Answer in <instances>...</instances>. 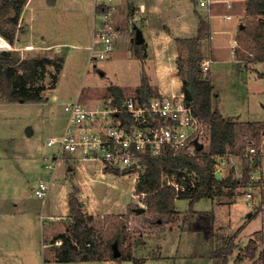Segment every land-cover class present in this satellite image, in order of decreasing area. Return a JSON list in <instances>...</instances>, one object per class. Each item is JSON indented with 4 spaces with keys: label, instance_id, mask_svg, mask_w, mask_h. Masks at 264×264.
<instances>
[{
    "label": "rangeland",
    "instance_id": "1",
    "mask_svg": "<svg viewBox=\"0 0 264 264\" xmlns=\"http://www.w3.org/2000/svg\"><path fill=\"white\" fill-rule=\"evenodd\" d=\"M87 1L86 3L90 5L93 0ZM101 1L103 0H97L96 4ZM116 1L110 0L108 3H111L117 9ZM56 2L57 4L64 2L68 10L60 15L57 14V17H53L50 23L45 25L44 31L47 37L44 39L46 42L43 43H47L46 45L54 44L53 47H49V50L40 49V52L14 49L13 45H10L13 47L11 48L6 44V48H4L14 50L20 59L44 55L58 57L61 55L64 57L65 62L58 77L56 90L52 94H55L57 98L49 95V98H45V102L41 103L31 101L9 102L0 98V196L2 197L0 205L2 209L13 210L14 207L16 209L19 207L21 209L19 213L29 212L24 218L22 226L18 225L17 222L16 224L10 221L6 224L0 222V231H4L2 228H5L3 234H7L5 235L8 237L7 240L11 237L16 238L17 255L13 254L8 260L17 264H102L100 262L84 261L79 263L58 262L52 255V257H49L48 248L46 249V244L42 243L51 231L48 229L46 220L49 217L47 215L52 214L57 206L58 209L61 208L59 203L63 201L64 192L72 191L73 186H78L79 182L82 185V199L90 200V203H92L90 206L91 212L94 213L98 210L95 214L123 212V210H127L128 206L132 211L136 207H145L143 195H138L134 191L135 183L144 167H133L129 170L114 168L109 169V171L104 170L108 174L102 175L103 172L99 170L100 167L96 164L97 162L95 164L86 163V172L79 178L76 174H73V176L69 175L67 177L61 175L59 180H55L44 201L36 197L33 190L27 186V181L34 182L37 178L46 179L49 175L50 170L44 167L45 160H43V157L47 156L50 160L52 153L56 151L57 145L47 146L46 142L49 138L60 136L63 133L66 123L63 129L62 126L65 121L67 122V114L63 109V104L66 101L74 99L78 94L81 101L94 106L96 103H101L104 99L111 97L107 88L112 84L121 88L124 98L137 97L142 70L149 77L154 94L171 92V90H174L172 92L174 94L181 93L179 82L182 81V76L173 67L177 69L178 66L184 65V61L181 60L185 57L186 48L183 46L184 44L180 45L178 41L173 40L175 48H168L167 53L165 52L161 56L152 54L149 57L143 55L140 58L142 59L141 62L136 57L137 49L135 46L131 48V54L128 55L124 45L114 42L112 50L106 54L105 58L91 59L90 47L93 45L91 38L93 25H91V15L84 11V0H56ZM35 3L36 0L32 2L31 6H35ZM193 5L199 6L197 0H193ZM236 8L238 9L232 11L233 13L241 11L238 6ZM115 9L112 10L108 19L111 24L115 22ZM217 9L218 11H216L219 13L227 11L225 6ZM181 10L182 8L178 12ZM99 14L98 11L95 18L96 28L100 21ZM120 20L122 24L126 23L127 17L124 15L120 17ZM236 20V17L229 20H223L221 17H218L217 20L211 19L214 23L212 30H218L213 35L215 50L213 54H209L213 59L208 61V70H202L203 73L206 72L209 75L212 90L215 93L212 104L223 116L235 120L264 119V76L259 74L264 73V63L249 62L245 66L243 61L234 60V55L230 52V40L235 32L237 34L239 31ZM242 20H244V16L238 18V21L244 23ZM113 26L116 28L115 23ZM223 29L226 31H222ZM55 48L59 49L56 50ZM100 48V43H97L94 54ZM158 61L159 65L163 61H167L169 67L164 68L165 70L160 67L161 69L158 70L156 64ZM203 63L202 61V67ZM53 72L54 66H48L45 76L36 84L45 86L46 90H42L43 94L48 95L51 92L52 79L50 74ZM162 72L171 73L173 79L169 75L161 78L160 73ZM55 121L60 124L59 128L57 127L54 131ZM27 126L31 130L30 134L25 133ZM2 153L6 155L8 153V156L3 157ZM232 158V160H229V165L225 167V174L228 172L225 177L233 169L232 177L239 178L244 168H247L249 164L243 161L241 152ZM262 163L264 164V156ZM64 168L67 171L66 166ZM258 170L259 168L255 171L253 168L251 169L255 177ZM185 172L193 180L194 175L189 171L185 170ZM171 178H173V175H168V177L162 175L161 180L163 179L164 182L168 183L171 182ZM172 181L175 183L174 179ZM247 185L252 187L253 204L255 206L248 204L241 197L247 191ZM75 188L78 192L79 189ZM260 190V182H255L249 176L246 185L239 186L234 190L237 196L234 197L235 199L231 198L233 199L231 202H229L226 195L214 199L201 198L193 206L194 215L185 214L189 208L187 198L175 199V208L180 213L175 217L170 216V220L161 226L152 224L149 226L143 216H136L133 213L128 218L130 219L129 228L131 231H127V235L124 236L125 242L122 248L126 251V246L131 244L134 257L144 260L146 258L141 264H211L209 251L214 247H223L222 235L228 237L236 234L234 243L238 235L240 243L236 242L237 246L235 243L233 253L229 257L228 264H232L234 258L249 240L248 238L253 237L256 230L261 227V217L264 215V209L258 212L257 217L249 219L254 208L256 210L259 207ZM78 202L81 203V200H78ZM82 205L84 206V204L81 203L83 210ZM204 210L212 213L213 219L211 218L210 221L213 224L208 222L204 232L203 230L196 231L199 234L197 237L193 229L199 228L202 222L196 211ZM4 213H6V216L11 214L10 212ZM6 216H2L0 219L17 217ZM52 221L56 222L51 223L54 224L53 229H55L59 224L58 219L55 218ZM211 225H220L224 229L216 232L217 229L212 228ZM137 229H140L141 232ZM183 229L188 230L184 232ZM133 230L137 231L133 232ZM232 230L234 231L230 233ZM51 243L53 244L51 248H54L57 242L55 240ZM175 253L178 258L172 257ZM210 259L212 260V258ZM113 264H117V262H113ZM119 264H133V262L132 260H123ZM242 264L262 263L254 259H246Z\"/></svg>",
    "mask_w": 264,
    "mask_h": 264
},
{
    "label": "trees",
    "instance_id": "2",
    "mask_svg": "<svg viewBox=\"0 0 264 264\" xmlns=\"http://www.w3.org/2000/svg\"><path fill=\"white\" fill-rule=\"evenodd\" d=\"M25 1L0 0V36L10 45L14 41ZM245 3V15L242 20L244 23L238 28L239 31L235 37L237 44L234 48V57L243 61L246 66L249 62H264V0H246ZM96 8L99 13L107 9L104 4H97ZM198 22L194 36L175 39L186 48L185 57L181 60L184 61V65L178 66L177 72L182 76L181 91L185 102L191 104L195 113L205 118L209 124L211 131L208 147L203 152H198L196 156L167 149L160 156L142 159L144 170L138 176L134 191L138 195H143L145 211L137 213L128 206L123 213L104 214L103 225L98 229L90 225L92 217L86 216L83 212L81 203L77 200L78 192L73 187L68 197L72 224L67 227L66 233L54 238L56 241H61L54 247V257L58 262L113 260L119 264L123 260H132L133 264H140L143 259L132 255L131 244L126 246V251L122 248L125 242L124 236L127 235V231H130L128 230L130 215L134 213L136 216H143L149 226L163 225L170 220V216L175 217L180 213L175 208V199L187 198L189 208L184 213L194 215L193 206L201 198H213L223 194L233 195L235 188L246 185L251 166L244 168L239 178L232 177L231 170L226 177L218 179L215 175V160L227 152L232 154L243 152L248 144L259 147L264 121H236L223 116L213 106L212 100L215 93L212 91L209 75L206 72L203 73L200 49L201 39L209 33V24L201 16ZM135 47L136 57L142 58L144 43H135ZM140 60L142 62V59ZM62 64L61 56L20 59L12 49L0 50V98L9 102H41L42 90L45 86L36 84L45 76L47 67L54 66V72L50 74L52 86H54L58 81ZM144 72L142 70L136 94L140 101H146L148 97L154 95L149 77ZM259 74L264 76V73ZM107 90L116 103L124 98L121 88L117 85L112 84ZM254 163L256 164V161ZM185 170L194 175L193 180ZM105 171L109 169L105 168ZM162 175L167 177L173 175V178L167 183L161 180ZM177 182L182 183L184 189L177 187ZM259 182L261 186L259 207L256 210L254 208L249 219L257 217L258 212L264 209V180ZM225 187L228 190H225ZM197 213L204 227L208 226V222L212 223L211 212ZM137 230L141 232L140 229ZM235 237L236 234L223 237V247H214L209 251L212 264H228L235 247ZM114 242H117L120 250L116 258L112 255ZM246 259H254L264 264V215L260 229L249 238L232 264H242Z\"/></svg>",
    "mask_w": 264,
    "mask_h": 264
},
{
    "label": "crops",
    "instance_id": "3",
    "mask_svg": "<svg viewBox=\"0 0 264 264\" xmlns=\"http://www.w3.org/2000/svg\"><path fill=\"white\" fill-rule=\"evenodd\" d=\"M33 1L34 0H26L24 2L23 7H22V11H21V14L19 16V20H18V24H17V27H18L17 33L15 35L14 41L11 43V45H13L14 49L32 50L31 52H34L35 50H36V52L37 51L40 52V49L41 50H49V47H53L54 44L49 43L50 45H46L47 43H43V42H46L44 39H45V37H47V34L44 31L45 25L47 23H50V21L52 20L53 17H57L58 15L63 13L65 10H68L65 7L66 5L64 4V2L57 4L56 0H36L35 6H31ZM65 1H68V0H65ZM96 1L97 0H93L90 5L88 3H86V2H88L87 0H84V3H83V7H85L84 11L88 12V15L90 14L92 17L91 18V25H93L92 26V33H91L92 40L94 37L95 18L97 16L96 7H95L97 5ZM230 1L233 3V6H231V7H228V5L224 2L216 1L214 3H208L207 6H198L199 7L198 8L196 5H193V0H128V2H127V0H117L116 1V5L118 6L117 9H115L114 5L111 4L115 9V16H114L115 22L114 23L116 26L113 42L120 43V44L124 45L125 48L127 49L128 55H129V54H131V48H133V46H135L134 37H135L136 31L139 30L141 32L142 41L145 45L144 52H142V53L144 55H148L149 57L152 54H154L156 56H161L165 52L167 53L168 48H170V47L172 49L175 48L174 47V45H175L174 41L176 38L194 36L196 34V31L198 28L199 16H201L209 24V33L207 36H205L201 39V43H200V49L202 50L201 52H202V58H203L202 61L204 62L203 66L204 65L207 66L206 70H208V61L213 59V57L209 56V54L210 55L213 54V52L215 50L214 45H213V41H214L213 35H214V33H217V31H218V30L217 31L212 30L214 23L211 21V19L217 20L218 17H221L223 20H229V19H233V17H236L237 18L236 25L237 26L239 25V27H240L241 21H238V18H242L244 16V9H245L246 0H230ZM98 4H104V5H106L107 8H109L108 6L110 5L106 0L101 1ZM211 4H213V5H211ZM235 5L238 6L239 8H241V11H239V12L237 11V12L233 13L232 11H235V9H238V8H236ZM224 6L227 9L226 12H223V13L217 12L218 7L224 8ZM181 8H182V10L180 12H178V10ZM114 9H113V11H114ZM212 10H213V12H211ZM111 13H112V11H111ZM124 15H125V17H127V22L122 24L120 17H122ZM225 15H230V18H226ZM235 30H236V28H235ZM219 31H220V29H219ZM222 31H226V30L223 29ZM235 36H236V32H235L233 38H231V40H230V52L232 53V55H234L233 41L236 40ZM0 43L1 44L5 43L6 45L10 46V44L5 39L3 40V38L1 36H0ZM205 43H207V45L204 46ZM13 47H11V48H13ZM55 49L58 50L59 48H55ZM44 56H46V55H44ZM46 57H49V56H46ZM61 57L63 59V64H64V62H65L64 57L63 56H61ZM50 58H53V57H50ZM234 60L242 62L241 60L237 59L236 57H234ZM202 61H201V66H202ZM258 63L259 62H256V64H258ZM63 64H62V67H63ZM156 64H157L158 70L161 69L160 67H162V69H164V68L166 69L169 67L167 61H165V62L163 61V63L161 65H159V61H158V62H156ZM173 68H174V70L177 71L176 67H173ZM202 69H203V67H202ZM206 70H204V71H206ZM175 73L177 74V72H175ZM59 75H60V72L58 73V77H59ZM167 75L171 76V73H163V72L160 73L161 78H165V76H167ZM171 78L173 79L172 76H171ZM57 84H58V81L56 82V84L54 86L50 87V90H51L50 94L46 95V94L42 93L43 100H41V102H45L44 99L45 98L48 99L49 98L48 96L53 94V92L56 90ZM179 84L181 87L182 81H180ZM44 90H46V88ZM173 91L174 90H171V92H165V93L162 92V94H164V95L170 94ZM52 97L57 98L55 94L52 95ZM77 97H79L78 94L75 98H77ZM71 100H73V99H70L68 101H71ZM68 101H66V102H68ZM41 102H38V103H41ZM63 109H64V106H63ZM64 111H65V109H64ZM256 120L257 119H255V120L247 119V120H239V121H256ZM259 120L264 121V119H259ZM65 123L67 124V122L65 121L63 126H62V129H63ZM59 124L60 123H58L57 121L54 122V125H53L54 131L56 130L57 127L59 128ZM47 146H49V145H47ZM55 152L52 153L50 160L47 156L43 157V160H45V163H43L44 167L46 169L50 170V172H48L49 173L48 177L46 179H44V178L43 179H41V178L36 179V180L41 179L42 181L44 180L48 186V190H47L46 195L44 196V198H40L43 201L47 197L49 190L51 188V185L55 183V180H59L61 175H65V177H67L69 175L73 176V174L74 175L76 174L79 178V176H81L82 174H84L86 172V166H87V165H85L86 163L95 164L97 162L96 164H98V166L100 167L99 170H101L103 172L102 175L108 174L107 172H104L105 168L103 167L102 163L98 160H96V161L87 160V159L80 157L79 155L68 154V153H64L60 156H57V155H54ZM2 155H3V157H5V156L7 157L8 153H7V155L5 153H2ZM235 155L236 154L220 155V157L218 159L219 165L217 167L218 172L215 173V175L218 179L224 178L225 175L228 173L227 172L225 174V169H226L225 167L229 165L228 164L229 160H232L233 159L232 157H235ZM221 161H223V162H221ZM51 162L53 164L48 165V163H51ZM83 165H85V166H83ZM64 166H66L67 171H65ZM58 168H59V170H57ZM231 170L233 171V169H231ZM56 174H57V177H56ZM36 180L34 182L27 181V186L33 190L32 185L36 182ZM75 187H77L79 189L78 193H77L78 194V200H81V203L84 204V206L82 205L83 208L85 209V210L83 209V212H85L86 216L92 217V219H91L92 221H91L90 225H92L96 229L100 228L103 225L102 219H103L104 213L95 214L98 210L95 211L94 213L91 212L90 206L92 205V203H90V200H83L82 199V195H81L82 194V185H80V182L78 183V186H75ZM237 188H235V189H237ZM225 190H228V188L225 187ZM70 192H67V191L64 192L63 201L59 203V204H61V208L58 209V206H57L58 210L55 209L52 214L49 213L47 215L49 218L46 221L48 223V229L51 231L47 234V237L45 238V240L42 241V243L46 244V246H47L46 249L48 248L47 253H48L49 257H52V256L54 257V248H51V246L53 245L51 243V241L55 240L54 238H56L58 235H61L62 233H66L67 227L72 224L71 218L69 216L70 208H69V203H68V197H69ZM223 195L228 196L229 202H231L233 199L236 198L235 196H237V193L235 194V192H234L233 195H228V194H223ZM242 196H243V194H242ZM215 197H222V196H215ZM215 197L210 198V199H214ZM231 198H233V199H231ZM0 199H2L1 196H0ZM15 209H16L15 207L13 210L2 209V207L0 205V218H2V216H6V213H4V212H10L11 213L6 217L17 216L16 218L0 219V222H2L3 224L9 223V221L13 222L14 224H16V222H17L18 225L22 226V222H23L24 218L26 217L27 213H29V212L23 211V212L19 213L21 209L19 207H17L16 211H15ZM204 211H208V210H204ZM204 211H196V212H202L203 213ZM123 212H125V211L123 210ZM123 212H115V213H123ZM208 212H210V211H208ZM212 212H213V210H212ZM115 213H105V214H115ZM259 215H260V213H259ZM55 218L58 219L59 224L55 227V229H53L54 224H51V223H56L55 221H52V219H55ZM212 224H213V222H212ZM159 226H161V225H159ZM211 227L214 229H217L216 232L223 231L222 229H224L223 226H220V225H218V226L217 225L216 226L211 225ZM258 229L256 231H258ZM2 230L5 231V228H2ZM128 230H130L129 225H128ZM187 230L183 229L182 231L186 232ZM193 230L195 231V233L198 237L199 236L198 232H200L202 230L204 232L205 227H204V225H201L199 228L196 227ZM4 231H0V264H17L13 261L8 260L10 258V256H12L13 254L17 255V240H16V238H13V237H11L7 240L6 238H8V237L5 236L7 234H3ZM196 231H198V232H196ZM233 231L234 230L230 231V233H232ZM222 236L225 237L226 235H222ZM250 236H251V234H250ZM223 237H221V239ZM238 240H239V235L236 239V242L240 243V241H238ZM237 243H236V246L238 245ZM243 245H244V243H243ZM153 257H156V256H153ZM157 257H160V256H157ZM172 257L178 258L176 253ZM55 260H56V258H55ZM145 260H146V258H145ZM145 260L143 259V261H145ZM209 260L212 261L210 258H209ZM84 262H96V263L100 262L102 264H113V262H115V261H113V260H99V261H84ZM73 263H75V262H73ZM211 264H212V262H211Z\"/></svg>",
    "mask_w": 264,
    "mask_h": 264
},
{
    "label": "built area",
    "instance_id": "4",
    "mask_svg": "<svg viewBox=\"0 0 264 264\" xmlns=\"http://www.w3.org/2000/svg\"><path fill=\"white\" fill-rule=\"evenodd\" d=\"M216 1L224 2L228 7L233 6L230 0H197V3L199 6H207L208 3ZM108 7L99 14L100 21L94 29L91 59H103L113 48L115 27L108 19L114 7L111 3ZM225 17L230 18V15ZM97 43H100L101 48L94 54ZM236 44L234 40L233 48ZM206 69L207 66L204 65L203 70ZM64 109L67 124L63 133L46 142L49 146L57 145L54 155L76 154L87 160H98L108 169L142 168V159L160 156L167 149L196 156L208 147L210 139L211 129L208 122L195 113L191 104L185 102L182 92L170 95L154 94L146 101L130 96L123 98L119 103L111 96L94 106L77 97L66 102ZM196 143L201 146L200 149L195 146ZM259 145L255 147L248 144L241 152L246 164L254 171L259 168L256 177L250 173L255 182L264 180V130ZM231 154L227 152L223 155ZM219 157L215 160V173L218 172ZM176 184L184 189L182 183ZM32 186L36 197L44 198L48 190L47 183L38 179ZM253 198L252 187L247 185L242 199L255 206ZM56 242L57 245L61 243L60 240Z\"/></svg>",
    "mask_w": 264,
    "mask_h": 264
},
{
    "label": "water",
    "instance_id": "5",
    "mask_svg": "<svg viewBox=\"0 0 264 264\" xmlns=\"http://www.w3.org/2000/svg\"><path fill=\"white\" fill-rule=\"evenodd\" d=\"M243 26V24L241 23L240 24V27H242ZM134 42L135 43H142L143 41H142V37H141V32L138 30V31H136V34H135V37H134ZM25 133H27V134H30V128L27 126L26 127V129H25ZM198 149H200L201 148V146L199 145V144H197L196 143V145H195ZM137 163H139V161L137 162ZM133 165H135V164H133ZM134 210L137 212V213H140V212H143L144 210H145V208L144 207H136V208H134ZM112 255L116 258L117 256H119V254H120V250H119V248H118V244H117V242H114L113 243V245H112Z\"/></svg>",
    "mask_w": 264,
    "mask_h": 264
},
{
    "label": "bare ground",
    "instance_id": "6",
    "mask_svg": "<svg viewBox=\"0 0 264 264\" xmlns=\"http://www.w3.org/2000/svg\"><path fill=\"white\" fill-rule=\"evenodd\" d=\"M5 46H6L5 43H4V44H1V43H0V49H4ZM29 47H30V46H29Z\"/></svg>",
    "mask_w": 264,
    "mask_h": 264
}]
</instances>
